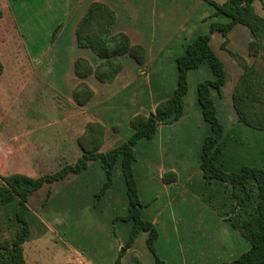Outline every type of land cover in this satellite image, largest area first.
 Returning a JSON list of instances; mask_svg holds the SVG:
<instances>
[{
  "label": "crops",
  "instance_id": "0c3cea01",
  "mask_svg": "<svg viewBox=\"0 0 264 264\" xmlns=\"http://www.w3.org/2000/svg\"><path fill=\"white\" fill-rule=\"evenodd\" d=\"M95 1L114 11L113 32L125 33L131 44L141 45L146 50L143 64H138L128 54L122 55L121 69L110 82H101L93 74L82 79L74 71V62L79 57L85 58L92 67L100 62L89 48L78 46L75 36L78 20ZM214 17L216 20L212 19ZM214 21L223 23L228 19L223 14L216 15L214 6L206 0H0V61L3 64L0 75V176L20 173L36 178L53 173L65 164H73L82 154L78 138L89 122L104 126L101 152L127 140L133 132L129 119L136 114L147 115L170 96L175 86V58L196 36L208 32L210 22ZM251 39L252 35L244 25L235 24L228 31L227 48L251 62L248 54ZM224 40L220 32L214 31L209 45L222 60L225 72V67L229 68L225 82L228 76L233 113L232 91L242 70L228 49L222 47ZM169 63L174 67L171 71L174 79L168 82L166 67ZM192 74L198 78L192 85V99L195 97V100L187 108ZM212 77L207 63L189 70L182 115L171 123H160L152 138H141L133 146V170L141 216L156 227L158 237L154 246L165 264L229 263L249 248V243L238 232L213 213L194 191L185 187L190 180L202 181L199 167L201 140L208 135L209 126L197 102L196 86ZM80 81L86 82L93 91L91 99L83 105L72 98V91ZM218 100H221L220 95ZM214 102L219 118L215 97ZM233 125L242 133L248 129L253 133V139L245 145L249 149L245 157L264 166V132L239 123L236 114ZM201 127L204 128L202 134ZM193 138L200 141L191 163L190 156L195 154L190 145ZM169 171L175 173L176 180L164 183L162 176ZM105 180L101 162L92 159L84 171L70 172L64 179L44 183L33 191L28 197V207L47 227V233L38 238L51 233V226L59 220L75 223L78 227L105 226L100 223L101 214L92 210V196ZM61 200H65L66 206L60 207ZM97 201L107 214L105 224L125 215L127 197L119 162L114 166L111 184ZM118 205L122 212L125 211L120 215L115 214ZM210 220L221 225L233 238L235 250L228 247L222 254L224 258H216L219 252L216 248L221 246L217 233L209 230L207 235L205 228ZM196 225L199 231L188 232V228ZM127 236L111 237L106 251L98 246L101 242H93L89 246L91 251L84 256H78L66 246L64 264H114L118 256L120 264H134L128 256L134 250L135 240L125 249ZM160 243L167 247L163 245L164 250L159 251ZM197 243L201 244V249L197 246L195 249ZM42 256L37 253L34 264H42L39 261Z\"/></svg>",
  "mask_w": 264,
  "mask_h": 264
},
{
  "label": "trees",
  "instance_id": "16d2710c",
  "mask_svg": "<svg viewBox=\"0 0 264 264\" xmlns=\"http://www.w3.org/2000/svg\"><path fill=\"white\" fill-rule=\"evenodd\" d=\"M206 1L214 6L216 15L223 14L228 21L210 22L208 32L199 34L185 45L183 53L175 58L177 78L172 93L160 101L154 111L147 115L136 114L129 119L133 132L127 140L101 152L99 148L103 142L104 126L89 122L78 138L82 154L73 164H65L53 173L36 178L20 173L0 176V264H27L24 243L47 233L45 224L28 207L29 195L44 183L62 180L70 172L84 171L92 159L101 162L106 176L99 189L100 194L111 184L114 166L119 162L127 197V211L119 218L131 222L123 247H130L138 234L144 232L145 245L153 257V263L165 264L154 246L157 229L141 216V201L133 170V146L141 138H152L160 123H171L182 115L184 96L188 91V72L202 63L208 64L213 75L196 86L197 102L209 126V133L200 149L202 181L190 180L185 187L194 191L203 203L249 243V248L233 261L221 264H264V166L247 160L245 153L249 149L245 147L246 144L237 142V137L224 132L213 94H220L226 72L222 60L209 45L214 31L225 38L223 48L233 25L242 24L250 31L252 39L248 43V54L251 62L241 54L229 51L242 70L232 91V106L239 123L264 131V15L255 11V0ZM115 21L114 11L97 1L91 2L78 20L75 28L78 46L89 48L100 58L95 67L85 58H77L74 71L78 77L83 79L93 74L101 82H110L120 71V58L124 54L138 64L145 62V48L131 44L125 33L113 32ZM2 71L0 61V75ZM92 96V89L84 81H80L72 91V98L79 105L87 103ZM162 180L171 183L176 180V175L171 171L166 172ZM135 262L140 264L138 259ZM114 264H120L119 256Z\"/></svg>",
  "mask_w": 264,
  "mask_h": 264
},
{
  "label": "rangeland",
  "instance_id": "374dc122",
  "mask_svg": "<svg viewBox=\"0 0 264 264\" xmlns=\"http://www.w3.org/2000/svg\"><path fill=\"white\" fill-rule=\"evenodd\" d=\"M216 2H223L224 0H215ZM206 6V5H205ZM253 7L255 9V11L259 14V15H264V0H255L253 3ZM202 11H204L203 7H202ZM220 15V14H218ZM222 17V16H220ZM215 19L216 18H212ZM245 27V26H244ZM209 29V27H208ZM207 30V29H206ZM227 42L226 45L224 47V49H228V51H231L229 48H227ZM213 49H216L214 47L213 44H211ZM223 56V55H222ZM223 59H225V57H222ZM264 63V62H263ZM209 67V66H208ZM174 68V67H173ZM172 68V63L167 64L166 67V78L170 80H173L174 77L171 74V71L173 70ZM176 68V66H175ZM226 72L229 73V68L226 66ZM176 71V77H175V84H176V78H177V70ZM198 79L196 77V75L192 74L189 78V92L187 93V97H186V104H187V108L189 107V105L191 103L194 102V99H192L193 96V86L196 83V80ZM230 78L227 76L226 82L225 84H223L224 86L221 87L222 89H220V97L221 100H218V95L216 93H214V97L216 99L217 102V107H218V115L220 118V121L224 127V131L231 133L230 135L233 137H237L238 140L237 142H243L244 144H248L252 139H253V133H251L248 130L243 131V133L240 131L239 128H236L233 124H234V115L235 113H232L231 107H230V102H229V96H230ZM175 87V86H174ZM185 97V96H184ZM195 120V119H194ZM194 123L198 124V120H195ZM205 123H207L205 121ZM201 134L204 132V128L201 127ZM261 131V130H260ZM264 132V131H262ZM196 134H198V132H196ZM248 137V138H247ZM196 138V137H195ZM195 138L191 139L193 140L190 144L191 145V149H195V154L194 152L191 154L190 159H191V163H193L192 160H194V156L197 155V150H198V143L200 141V139L195 140ZM241 138V139H239ZM204 140V139H203ZM203 140H201L203 142ZM188 145V144H187ZM202 145V143H201ZM186 146V145H185ZM143 149V147H142ZM186 149H190L189 147L186 146ZM143 151V150H141ZM185 189V188H184ZM185 191H187L185 189ZM188 191L193 192L191 189L188 188ZM146 195H148L146 193ZM94 197V205H93V209L94 211L98 212L101 214V218L102 221H100L101 225L104 224L105 226L97 228V227H85L82 226L79 227L74 223L71 224V222H64L62 221H55L54 224L51 226L52 232L49 233L47 236L45 237H41L38 238L39 236H35L32 239H30L29 241H27L26 243H24V247H25V258L27 260V264H34L35 263V257L37 256V253H42L43 256L40 257L39 261L42 264H64L65 261V252H66V246H70L71 250L74 251V253L78 254V256H84L87 252L91 251V248H89V246H92L94 243L93 242H101L100 244H98V246L103 250L106 251L107 246L109 244V240L112 238H116V237H121V236H125L129 233L130 227H131V222L130 221H126L123 220L121 218L116 217L112 222L111 221H107V223L105 224L104 222H106V219H104V216H106L107 214H104V210L102 209V207L97 204V200H99L102 197V193H99V190H97L93 196ZM145 199V196H144ZM60 205V207H64L66 206L65 200H61V202L58 203ZM209 209L215 213L210 207ZM122 207L120 205H118L116 207V212L115 214L120 215L122 212ZM65 214V212H60ZM107 213V212H106ZM126 213V212H125ZM216 214V213H215ZM217 215V214H216ZM218 216V215H217ZM108 224V226H107ZM199 226L196 225L195 227H190L188 228V232L192 231V233L194 234V231H199ZM208 230L207 235L209 234V230H212V232H216L217 236L220 239L221 242V246L216 248V250H218L219 252H217L216 254V258L218 259L219 257H223L222 255L224 253V251H226V249L229 247L234 249V245H232V237L228 235V233L226 231L223 230V228L221 227V225H219L217 222H213L212 220H210L209 223H207V227L205 228ZM228 230H231L230 228ZM198 233V232H197ZM145 238L146 235L145 234H138V236L135 239L134 245H133V252L128 256L130 259V262L136 264V259H138L140 261V264H153V257L150 254V252L147 250L146 245H145ZM56 241V243H54L53 241ZM67 244H66V242ZM246 242V241H245ZM89 244V245H88ZM165 244L160 243L158 244V249L159 251L164 250V246ZM196 246L198 249H201V244L197 243L195 244V249ZM167 247V245L165 246ZM48 253H50L51 255L48 256ZM46 254V255H45ZM212 261V260H210ZM223 261V260H221ZM221 264V263H220Z\"/></svg>",
  "mask_w": 264,
  "mask_h": 264
},
{
  "label": "water",
  "instance_id": "95a60500",
  "mask_svg": "<svg viewBox=\"0 0 264 264\" xmlns=\"http://www.w3.org/2000/svg\"><path fill=\"white\" fill-rule=\"evenodd\" d=\"M121 250L123 251V250H124V248H121Z\"/></svg>",
  "mask_w": 264,
  "mask_h": 264
}]
</instances>
